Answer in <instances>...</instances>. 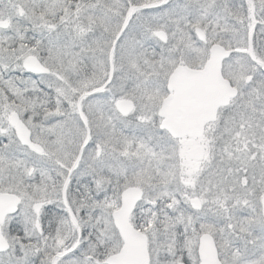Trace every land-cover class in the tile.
<instances>
[{
	"label": "snow or ice",
	"instance_id": "obj_1",
	"mask_svg": "<svg viewBox=\"0 0 264 264\" xmlns=\"http://www.w3.org/2000/svg\"><path fill=\"white\" fill-rule=\"evenodd\" d=\"M0 264H264V0H0Z\"/></svg>",
	"mask_w": 264,
	"mask_h": 264
}]
</instances>
